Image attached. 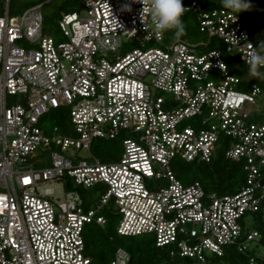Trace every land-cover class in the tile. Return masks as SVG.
Returning a JSON list of instances; mask_svg holds the SVG:
<instances>
[{"label": "built area", "instance_id": "1", "mask_svg": "<svg viewBox=\"0 0 264 264\" xmlns=\"http://www.w3.org/2000/svg\"><path fill=\"white\" fill-rule=\"evenodd\" d=\"M79 1V11L61 13L56 38L45 31L43 3L11 15L10 0H0V264H128L121 247L106 263L86 253L85 227L106 223L111 200L119 235H151L193 264H223L228 247L251 248L261 234L242 238V229L264 200V75L247 74L258 46L242 17L182 0L208 40L166 42L146 13L142 22L140 3ZM212 39L246 69L231 68ZM61 110L66 129L42 127ZM119 137L117 159L92 153L95 139ZM41 146L52 149L45 166ZM222 147L243 163L236 192L207 195L200 182L178 179L173 159L209 163ZM70 184L105 188L86 207Z\"/></svg>", "mask_w": 264, "mask_h": 264}, {"label": "trees", "instance_id": "2", "mask_svg": "<svg viewBox=\"0 0 264 264\" xmlns=\"http://www.w3.org/2000/svg\"><path fill=\"white\" fill-rule=\"evenodd\" d=\"M200 1L206 7L213 6L215 2L220 5L219 0ZM73 3L74 0H62L58 12L54 16V26L49 29V32L58 34V19L62 12L75 10L72 7ZM249 3L251 5L250 9L239 13V15L242 17L244 26L248 30L251 39L257 46H261L264 45V0H249ZM45 4L46 2H43L44 6ZM44 20L46 24H49L51 17L44 16ZM181 20L184 24V34L179 39L198 42L200 39L207 37L205 33L200 31L194 15H183ZM164 36L166 42L177 40L174 36V30L164 32ZM210 48L217 47L212 46ZM219 50L224 54L229 66L236 70V67L239 65L238 59L225 55L224 48L220 47ZM240 69L245 70L246 68L242 66ZM258 82L260 85H263L264 79L260 78ZM66 113L65 110H61L56 113H50V116L55 119V124H59L62 128L66 129L69 123ZM225 148H220L209 163L198 160L186 162L183 159L175 158L172 161L173 170L178 179L185 185H189L195 181L200 182L207 195L213 192L220 195L234 193L243 185L246 175L243 163L225 157ZM92 153L104 162L117 159L122 153V137L113 140L95 139ZM69 188L79 190L84 196L85 190H82L80 187L70 184ZM88 198L85 199L86 207L90 206ZM102 213L107 218L104 225L93 222L87 224L84 230L86 253L95 262H109L115 257L117 249L121 247L129 254L128 264H179L180 262L193 264L191 258L170 255L169 248L157 246L155 239L151 235H119L116 230L118 215L111 213L107 208L103 209ZM252 216L254 218L252 229L259 231L261 234V237L257 240V244L264 247V200L259 210L253 212ZM249 230L250 228L243 226L242 238L247 235ZM261 255H263L264 259V254L258 253L253 247L240 251L236 246H230L227 248L226 254L220 259V262L223 264H249L252 256L260 258Z\"/></svg>", "mask_w": 264, "mask_h": 264}, {"label": "clouds", "instance_id": "3", "mask_svg": "<svg viewBox=\"0 0 264 264\" xmlns=\"http://www.w3.org/2000/svg\"><path fill=\"white\" fill-rule=\"evenodd\" d=\"M132 3L142 4L141 20L143 14H147L150 18L153 34L161 35L164 32L174 30V36L179 39L184 34V24L181 17L184 14L185 8L182 6V0H131ZM220 6L235 14L236 16L244 11H248L251 7L249 0H219ZM125 10H130L128 5L124 6ZM248 65V76L259 77L264 75L260 72L264 68V45L258 46L256 51H253L246 58Z\"/></svg>", "mask_w": 264, "mask_h": 264}, {"label": "rangeland", "instance_id": "4", "mask_svg": "<svg viewBox=\"0 0 264 264\" xmlns=\"http://www.w3.org/2000/svg\"><path fill=\"white\" fill-rule=\"evenodd\" d=\"M39 2H46L44 9H43V13L44 16H49L51 17V22L49 24H46L45 22V31L53 36H55L56 38H59L58 34H53L51 32H49V29L52 28L54 26L55 23V14L58 12V8L62 2V0H10V14L11 15H17L19 13H21L22 11H24L25 8H27L28 6H30L31 4L34 3H39ZM72 7H74L75 10L79 11L81 8V2L79 0H74V3L72 4ZM5 9L3 3L0 4V14L4 13L3 10ZM201 40H208V38H204V39H200ZM197 42V41H196ZM131 46H135L134 44H131ZM215 46L218 49L224 48V44L223 42L217 40V39H212L210 42V47ZM209 47V48H210ZM243 66V64H239L237 69H240ZM166 96V94H164ZM55 122V119H53L50 114L42 120L41 125L42 127H46V128H50ZM188 122V121H187ZM132 137L134 136L133 134L131 135ZM136 137V136H134ZM52 149L41 146L38 150H37V157L38 158H42L45 162L44 166L48 164L49 162V157H50V153H51ZM84 157L87 156V154H82ZM104 188L105 186H103L102 184L99 186H95L92 188H89L87 190H85L84 192V199L88 198L90 201V206L91 204L93 206L97 205L99 202V198L102 195V193L104 192ZM58 195H60L62 193V189L60 187L57 188V192ZM87 195V196H86ZM113 205V201L111 200L109 207H106L107 209L110 210V208ZM119 220V217H118ZM243 222H244V226L247 228L252 229L253 225H254V218L252 216V214H246L243 218ZM258 241H254L252 243V246L258 253L264 254V247L260 246L257 244Z\"/></svg>", "mask_w": 264, "mask_h": 264}]
</instances>
